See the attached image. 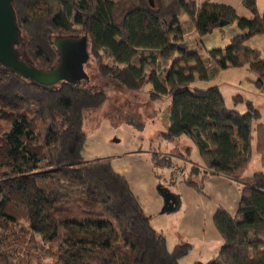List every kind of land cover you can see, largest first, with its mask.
<instances>
[{"label": "trees", "instance_id": "obj_1", "mask_svg": "<svg viewBox=\"0 0 264 264\" xmlns=\"http://www.w3.org/2000/svg\"><path fill=\"white\" fill-rule=\"evenodd\" d=\"M257 2L244 0L247 18L212 1L13 0L22 61L51 71L59 62L57 39L87 38L101 77L132 92L149 82L152 100L171 98L162 137L172 144L190 140L193 146L180 157L191 161L198 150L203 163L193 164L186 186L206 195L211 176L240 185L236 214L220 208L214 216L223 241L218 255L197 264H264L261 114L251 102L246 113L229 109L218 86L192 87L230 68H245L256 75L258 88L264 86V52L246 46L264 37ZM185 15L201 37L235 23L243 33L205 59L188 48ZM89 81L48 88L0 62V264H181L193 246L170 251L112 161L84 158L85 114L107 100ZM254 133L262 170L247 176ZM160 153H151L157 179L159 170H172L180 159Z\"/></svg>", "mask_w": 264, "mask_h": 264}, {"label": "rangeland", "instance_id": "obj_2", "mask_svg": "<svg viewBox=\"0 0 264 264\" xmlns=\"http://www.w3.org/2000/svg\"><path fill=\"white\" fill-rule=\"evenodd\" d=\"M181 23L188 32L186 41L189 50L197 52L205 59L210 56L212 50L229 47L232 39L243 33L235 23L201 37L192 27L188 16H182ZM246 46L263 53L264 37L261 35L255 36L246 43ZM89 52L90 60L85 67L90 78L89 85L98 86L104 90L107 100L101 109L85 114L84 131L87 143L84 158L88 161L99 158L115 161V166L124 173L129 183L131 180L133 184L140 185L146 181L149 172H153L151 153L161 152L160 154L165 155L164 152L167 150L174 153L173 155L176 158H180H175V168L172 170H159L158 179L154 171V176L157 182L156 191L160 194L159 187L170 191L179 198V205L174 208L173 212L161 213L159 221L156 223L153 221V225L160 227L164 232L170 251H173L178 245L176 241L179 233L182 231L188 232L191 228L195 229L196 234L194 238L188 237V243L195 245L202 240L204 231L206 230L209 233L214 226L213 215L217 207L225 203L226 199L231 201L237 191L240 193L237 188L238 185L233 184L230 188L227 187L226 183L216 182V179H214L211 193H208L205 187L206 195L199 194L194 189L186 187L184 179L193 164L202 167L203 163L198 150L191 155V161L180 157V153L186 151L187 143L185 140L187 139H183L180 143L170 144L162 137L169 125L171 98L165 97L157 101L152 100L150 97L152 85L149 82H146L141 91L132 92L110 78L101 77L97 71V63L91 56V49H89ZM146 69L148 74L152 70L151 67ZM161 70H163V67ZM256 81V75L245 68H230L219 70L218 73L211 76L209 81L197 79L192 87L208 89L218 86L226 100L227 107L240 113H246L247 102H251L261 114L259 123H264V86L258 88ZM237 96H240L243 101H236L235 97ZM257 124L255 123L254 127ZM252 146V160L246 171L247 176L262 170L260 156L256 151L255 133ZM200 162L201 164H198ZM173 172L179 173L176 175L174 183L171 182ZM209 254L210 252H207L205 258ZM196 261H198V256L194 252L183 259L181 264H194Z\"/></svg>", "mask_w": 264, "mask_h": 264}, {"label": "water", "instance_id": "obj_3", "mask_svg": "<svg viewBox=\"0 0 264 264\" xmlns=\"http://www.w3.org/2000/svg\"><path fill=\"white\" fill-rule=\"evenodd\" d=\"M21 36L13 9V0H0V62L14 68L32 82L52 88L61 83L76 84L90 78L85 70L90 60L89 42L87 38H61L55 41L59 54V62L51 71L44 72L20 59L15 49ZM164 206L162 214L173 212L179 205L172 193L159 187Z\"/></svg>", "mask_w": 264, "mask_h": 264}, {"label": "crops", "instance_id": "obj_4", "mask_svg": "<svg viewBox=\"0 0 264 264\" xmlns=\"http://www.w3.org/2000/svg\"><path fill=\"white\" fill-rule=\"evenodd\" d=\"M206 1H212V2L217 3V4H223V5L231 6V7L235 8L237 10L239 15L246 16L247 18L251 17V13L244 7V0H196V2L198 4H202V3L206 2ZM257 3H258V9H259L260 14H264V0H258ZM183 139H186V138H183ZM185 141L187 143V146L185 147L186 149L189 146H193V144H192V142L190 140L187 139ZM178 143H180V142H178ZM189 143H191V145H189ZM170 144H172V143H170ZM185 152H183V153H185ZM164 153L170 154V155L174 154V153H170L169 150L165 151ZM180 154H182V153H180ZM112 163H113L114 169L118 173L124 175V173L119 168H117L115 166V164H114L115 161H112ZM260 163H261V158H260ZM198 164H201V162L198 163ZM151 165H152L151 168L153 169V172L152 173L149 172L148 178L146 179V181L139 185V184H133L132 181L130 180V186H131L133 192L135 193V195L139 198V200L142 203L145 211L150 216H152V220L156 223L160 219L159 215L161 214V210H162V208L164 206V202H163L160 194L156 191L157 182H156V178L154 176V171L155 170H154V165H153L152 161H151ZM261 166H262V164H261ZM214 179H216L215 180L216 182L226 183L227 187H230V188L233 186V184H237V183L231 181L230 179H228V178H226L224 176H211L205 182V185H206L205 187H206V190H207L208 193H211L210 190L213 187L212 186V184H213L212 181ZM237 185H238L237 188L240 190V185L239 184H237ZM185 186H186V184H185ZM239 194L240 193H238V191H237V193H235V196H234V198H232L231 201L226 199L225 203L220 204L217 207V209L215 210V213L213 215V223H214V216H215L217 210L220 209V208L225 209L231 215H235L236 214V212L238 210V204H239V201H240ZM154 227L157 230H159V231L161 230L160 227H156V226H154ZM213 227L210 229L209 233H207L206 230L204 231V233L202 234V240L201 241H198L195 245L191 244L193 246V250H192L191 253L196 252L197 256H198V261H196V263H194V264L206 263L207 260L210 261V260H212L214 257H216L218 255V253H219V251L221 249V246L223 244V241H222V238H221L219 232L217 231V229L215 227V224H214ZM195 234H196L195 233V229H193V228H191V230L188 231V232H184V231L180 232L179 233V237L177 235L178 240L176 241V244L188 243V237L191 236V237L194 238ZM213 251H214V253H213ZM207 252H210V254L205 258V255H206Z\"/></svg>", "mask_w": 264, "mask_h": 264}]
</instances>
